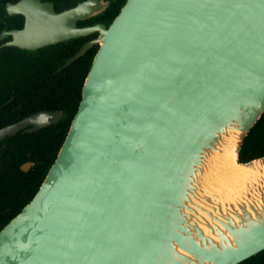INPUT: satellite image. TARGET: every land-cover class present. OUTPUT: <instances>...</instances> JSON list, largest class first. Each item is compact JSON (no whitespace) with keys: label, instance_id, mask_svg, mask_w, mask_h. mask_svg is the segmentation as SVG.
I'll return each instance as SVG.
<instances>
[{"label":"water","instance_id":"95a60500","mask_svg":"<svg viewBox=\"0 0 264 264\" xmlns=\"http://www.w3.org/2000/svg\"><path fill=\"white\" fill-rule=\"evenodd\" d=\"M110 5H6L27 20L0 35L12 38L2 47L34 52L98 35L61 70L99 48L53 166L0 232V264H240L258 255L264 157L242 163L240 153L264 115V0H127L109 26H78ZM64 117L39 111L0 129V144ZM231 153L251 171L218 184L219 158Z\"/></svg>","mask_w":264,"mask_h":264},{"label":"trees","instance_id":"16d2710c","mask_svg":"<svg viewBox=\"0 0 264 264\" xmlns=\"http://www.w3.org/2000/svg\"><path fill=\"white\" fill-rule=\"evenodd\" d=\"M19 0H0V9ZM57 11L85 0H43ZM108 10L78 23L79 27L104 23L109 26L127 0H110ZM97 37L71 40L37 52L6 47L0 50V129L39 111H62L60 123L35 133H18L0 144V232L38 193L67 137L82 100V88L99 46L72 65L60 69L82 46ZM264 157V115L245 140L240 162ZM35 165L29 172L21 166ZM240 264H264V251Z\"/></svg>","mask_w":264,"mask_h":264},{"label":"bare ground","instance_id":"6f19581e","mask_svg":"<svg viewBox=\"0 0 264 264\" xmlns=\"http://www.w3.org/2000/svg\"><path fill=\"white\" fill-rule=\"evenodd\" d=\"M217 168V181H219L218 184L223 185L236 184L237 182L243 180L242 176L244 175V173H247V171H251L239 166L235 160V156L232 153L221 156L219 158ZM252 173L249 174V176L252 175Z\"/></svg>","mask_w":264,"mask_h":264},{"label":"flooded vegetation","instance_id":"af4514ba","mask_svg":"<svg viewBox=\"0 0 264 264\" xmlns=\"http://www.w3.org/2000/svg\"><path fill=\"white\" fill-rule=\"evenodd\" d=\"M19 1H17V2H19ZM17 2H14L13 4H15ZM44 2H46V1H44ZM57 12H59V11H57ZM26 20H27V18L25 15L11 14L9 12V10L7 9V7H5L4 9H0V35H2L4 32H9V31H13V30H22L26 25ZM87 26H89V25H87ZM11 40H12V38L9 37V38H6V39L0 41V50L6 48V47H2V46L4 44L10 42ZM11 48H15V47H11ZM16 49H18V48H16ZM19 50H21V49H19ZM22 51H26V50H22ZM37 51H39V50H37ZM37 51H34V52H37ZM27 52H31V51H27ZM59 70H60V68H59Z\"/></svg>","mask_w":264,"mask_h":264}]
</instances>
